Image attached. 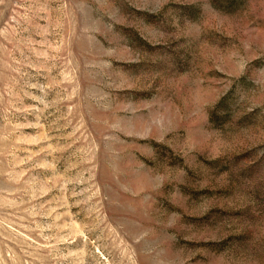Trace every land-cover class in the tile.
<instances>
[{
  "label": "rangeland",
  "instance_id": "rangeland-1",
  "mask_svg": "<svg viewBox=\"0 0 264 264\" xmlns=\"http://www.w3.org/2000/svg\"><path fill=\"white\" fill-rule=\"evenodd\" d=\"M0 264H264V0H0Z\"/></svg>",
  "mask_w": 264,
  "mask_h": 264
}]
</instances>
